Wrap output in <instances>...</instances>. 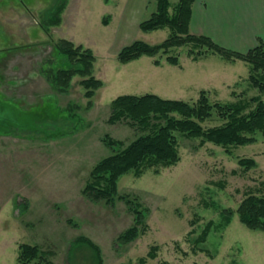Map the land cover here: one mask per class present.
Returning a JSON list of instances; mask_svg holds the SVG:
<instances>
[{"label": "rangeland", "instance_id": "1", "mask_svg": "<svg viewBox=\"0 0 264 264\" xmlns=\"http://www.w3.org/2000/svg\"><path fill=\"white\" fill-rule=\"evenodd\" d=\"M56 1L0 0V118L10 115L22 124L21 129L6 130L11 134L0 132V264H19L23 242L51 250L53 264H91L93 251L85 245L68 259L71 242L80 235L101 246L104 264H141L140 257L154 245L159 246L157 256L145 264H264V231L249 229L238 215L224 224V210L237 209L246 192L264 195L261 134L254 143L228 149L180 136L181 160L176 165L162 167L160 173L150 169L140 177L122 176L120 194L137 198L148 209L146 232L129 244L117 242L134 222L126 200L118 199L112 207L82 192L97 161L112 152L103 137L110 134L129 143L138 135L126 122L109 123L114 98L156 93L194 101L206 89L212 100H238L234 93L250 100L259 91L249 83V65L219 54L196 62L188 54L190 45L171 50L180 57L179 65L162 54L124 64L118 53L125 45L134 40L157 44L170 33L168 27L152 32L140 28L157 9L155 0H70L62 23L47 32L40 20ZM170 1L172 6L178 2ZM59 38L94 51V73L105 85L91 107L79 76L69 93L58 94L40 71L53 58L54 67L61 62L67 66L65 56L52 46ZM157 59L161 65L155 64ZM69 103L77 105L78 130L47 137L50 131L42 129L46 120L66 114L59 106L65 109ZM255 105L251 102L249 109ZM1 122L3 128L10 125ZM222 122L214 113L204 126ZM243 157L254 158L257 165L245 171L239 162ZM26 201V209L19 206ZM210 220L215 225L204 249L195 252V238Z\"/></svg>", "mask_w": 264, "mask_h": 264}, {"label": "trees", "instance_id": "2", "mask_svg": "<svg viewBox=\"0 0 264 264\" xmlns=\"http://www.w3.org/2000/svg\"><path fill=\"white\" fill-rule=\"evenodd\" d=\"M155 1L157 9L140 23V28L145 32H152L168 27L170 29L168 37L157 44L143 40L132 41L118 53L119 62L126 64L144 55L155 57L162 54L168 55L166 60L170 64L179 65L180 57L171 54V50L190 45L188 54L195 60L203 56L219 54L227 61H244L250 67L249 83L252 88L259 91V94L247 100L241 94L234 93L239 99L225 102L212 100L210 91L202 89L199 97L194 101L164 98L156 93L121 94L111 101L109 123L114 125L126 122L137 130L138 135L129 143L116 139L110 134L103 137L104 143L112 152L97 161L82 192L88 199L105 202L112 207L116 205L118 199L126 200L134 214V222L119 234L117 242L120 244L135 241L148 228L146 222L148 209L142 207L137 198L131 199L127 195L120 194L119 181L122 176L133 174L140 177L150 169L160 173L162 167L176 165L181 160L180 136L200 139V145L212 142L227 149L254 143L257 141V134L264 137V100L261 97L264 93V40L259 39L257 45L246 51L223 46L208 35L190 31L196 0H178L175 6H172L170 0ZM69 2L70 0H57L44 11L40 25L45 31L48 32L50 26H58L62 23L63 13ZM108 21L105 20V23ZM52 46L54 50L65 56L67 66L61 62L60 66L54 67L51 64L54 58L47 60L40 69L42 75L58 94L69 93L74 78L79 76L80 84L85 88V95L89 98L88 106L91 107L96 92L105 85L102 79L95 76L96 56L93 49L76 44L68 38L53 40ZM18 49V47L9 49V52ZM155 64L161 65V60L157 59ZM251 102L256 105L249 109ZM59 108L66 114L60 112V118L47 119V125L42 127L44 131H50L49 134L46 133L49 138L68 136L78 130L77 105L69 103L65 109L62 106ZM214 113L223 121L222 124L204 126V122L210 120ZM3 120L10 122V125L3 128L4 123L1 122ZM21 127L22 124H17L10 115H7V119L0 118V132L4 134H11L6 131L7 129L17 130ZM239 162L245 171L257 165L252 157H243ZM19 206L26 209L27 201L20 203ZM235 215H238L240 221L249 229L264 231V195H258L252 190L246 192L237 209L224 210V224H229ZM192 224L195 222L192 221ZM214 225V221L210 220L195 238V252L198 251L197 249H204L202 245L208 240ZM194 232L192 230L190 234ZM84 245L93 251L91 264H104L101 246L85 235H80L71 242L68 250L70 262L74 259L77 248ZM158 250V245L152 246L146 256L140 257V263L145 264L149 259H155ZM52 255L51 250H45L39 244L23 242L19 245L18 262L19 264H53Z\"/></svg>", "mask_w": 264, "mask_h": 264}, {"label": "crops", "instance_id": "3", "mask_svg": "<svg viewBox=\"0 0 264 264\" xmlns=\"http://www.w3.org/2000/svg\"><path fill=\"white\" fill-rule=\"evenodd\" d=\"M191 29L223 46L246 51L264 40V0H196Z\"/></svg>", "mask_w": 264, "mask_h": 264}]
</instances>
